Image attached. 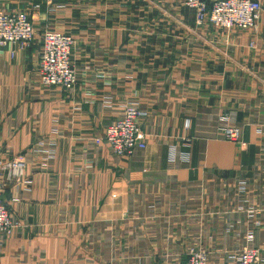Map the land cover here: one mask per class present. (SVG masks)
<instances>
[{"label": "crops", "instance_id": "1", "mask_svg": "<svg viewBox=\"0 0 264 264\" xmlns=\"http://www.w3.org/2000/svg\"><path fill=\"white\" fill-rule=\"evenodd\" d=\"M261 1L255 28L225 31L197 23L184 0H0L29 10L36 30L28 49L0 48V165L27 161L19 179L0 168L15 223L0 234V264H184L192 246L228 264L256 222L264 261ZM47 28L75 39L71 90L35 73ZM128 90L148 110L147 145L123 157L104 132ZM226 115L237 142L221 131ZM238 178L255 212L228 229Z\"/></svg>", "mask_w": 264, "mask_h": 264}, {"label": "built area", "instance_id": "2", "mask_svg": "<svg viewBox=\"0 0 264 264\" xmlns=\"http://www.w3.org/2000/svg\"><path fill=\"white\" fill-rule=\"evenodd\" d=\"M184 4L193 9L197 23L205 21L214 27L225 31L234 28L249 30L255 28L260 18L263 5L261 0H184ZM36 8V5H32ZM36 30L29 10L7 11L0 7V48L14 46L15 49L26 50L34 42ZM75 39L71 34L58 29L47 28L41 36V48L35 68L39 81L44 86H58L71 90L77 83V73L73 64V48ZM252 45V44H251ZM15 55V50L11 51ZM124 103L117 110V118L106 127L104 140L109 143L116 155L131 156L138 148L147 145V134L143 130L141 120L148 116V110L143 108L136 98V92L128 90ZM190 126V119L184 123ZM224 138L237 142L241 136L239 126L232 125L226 116L220 122ZM189 141V140H188ZM176 162V152L168 160V169L173 170ZM27 161L22 157H15L5 161L0 168L6 173V179H19L24 175ZM2 183L0 182V189ZM255 208L249 201L248 184L243 178L237 179V203L229 212L228 229H233L241 221V215L246 213L248 218L253 217ZM245 231L243 242L237 240L232 251L228 253V264H264L261 249L253 242L254 225ZM15 227L14 220L8 206L0 201V234L10 235ZM240 233L236 238L240 239ZM215 239L211 238L210 243ZM210 249L192 246L184 264H209Z\"/></svg>", "mask_w": 264, "mask_h": 264}, {"label": "rangeland", "instance_id": "3", "mask_svg": "<svg viewBox=\"0 0 264 264\" xmlns=\"http://www.w3.org/2000/svg\"><path fill=\"white\" fill-rule=\"evenodd\" d=\"M190 248H191V247H190ZM190 248H189V249H190ZM188 251H189V250H188ZM187 253H188V252H187Z\"/></svg>", "mask_w": 264, "mask_h": 264}]
</instances>
